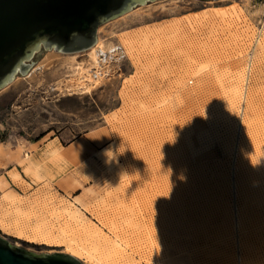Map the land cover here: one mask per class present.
<instances>
[{"label":"rangeland","instance_id":"obj_1","mask_svg":"<svg viewBox=\"0 0 264 264\" xmlns=\"http://www.w3.org/2000/svg\"><path fill=\"white\" fill-rule=\"evenodd\" d=\"M98 38L127 57L89 92L52 51L0 90V233L85 264H264V0L156 1ZM54 138L76 151L30 183L18 152Z\"/></svg>","mask_w":264,"mask_h":264},{"label":"water","instance_id":"obj_2","mask_svg":"<svg viewBox=\"0 0 264 264\" xmlns=\"http://www.w3.org/2000/svg\"><path fill=\"white\" fill-rule=\"evenodd\" d=\"M156 1L163 0H0V90L27 76L39 52L85 53L102 25ZM0 264L85 263L67 253H34L0 233Z\"/></svg>","mask_w":264,"mask_h":264},{"label":"bare ground","instance_id":"obj_3","mask_svg":"<svg viewBox=\"0 0 264 264\" xmlns=\"http://www.w3.org/2000/svg\"><path fill=\"white\" fill-rule=\"evenodd\" d=\"M124 36H126V35H124ZM121 40L124 43V45L129 46V49L131 51H133L135 49V44H134L135 42L133 41L132 36L123 37ZM121 47L125 51V49L122 45H121ZM61 55H63V54H61ZM65 56L70 57L72 59V68H71L72 71H71V73H72V77H73L72 78L73 82L67 81V82H65V83L63 82V83H64V86L72 87L71 89L75 90V91L89 92L90 90L96 88V86L100 83V81L104 78V76L112 69L111 65H109V63L106 62L105 53H104V50L102 48V44H101V41L99 38H97L96 43L89 50L86 51L85 57L82 55V53L81 54L65 55ZM78 58L80 59V61L78 60ZM44 59H47V58H44ZM46 61H48V60H46ZM43 64H44V61L41 64L34 66L33 69L29 72V74L27 76H25L24 78L31 77L32 74L36 70L40 69L41 66H43ZM60 82H62V81H58V83H60ZM66 252L68 254L72 255L73 257H75V255L70 251L68 252L67 249L64 253H66Z\"/></svg>","mask_w":264,"mask_h":264},{"label":"crops","instance_id":"obj_4","mask_svg":"<svg viewBox=\"0 0 264 264\" xmlns=\"http://www.w3.org/2000/svg\"><path fill=\"white\" fill-rule=\"evenodd\" d=\"M76 149L77 147L73 144H70L69 146H63L57 138H54L42 146H37L35 149L27 150V153L24 156H28L31 160V163L27 168L25 167V162L27 161H24L23 154L18 152L19 158H17L14 169L17 170V168H19L21 172H28L27 176L29 177L31 183L32 178H41L44 176L41 170L43 169V166H45L44 161L48 156H54V160L62 157L68 158L72 156V153L75 152ZM7 168H9V166ZM10 172H12V169L7 171V173Z\"/></svg>","mask_w":264,"mask_h":264},{"label":"built area","instance_id":"obj_5","mask_svg":"<svg viewBox=\"0 0 264 264\" xmlns=\"http://www.w3.org/2000/svg\"><path fill=\"white\" fill-rule=\"evenodd\" d=\"M106 62H119L127 57L125 51L120 44L112 45L110 48L104 50Z\"/></svg>","mask_w":264,"mask_h":264}]
</instances>
